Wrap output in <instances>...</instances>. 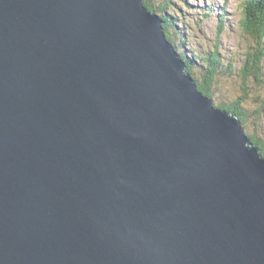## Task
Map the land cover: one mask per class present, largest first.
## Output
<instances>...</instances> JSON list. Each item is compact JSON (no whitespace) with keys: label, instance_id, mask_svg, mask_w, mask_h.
<instances>
[{"label":"water","instance_id":"water-1","mask_svg":"<svg viewBox=\"0 0 264 264\" xmlns=\"http://www.w3.org/2000/svg\"><path fill=\"white\" fill-rule=\"evenodd\" d=\"M162 22L0 0V264H264V155Z\"/></svg>","mask_w":264,"mask_h":264},{"label":"rangeland","instance_id":"rangeland-1","mask_svg":"<svg viewBox=\"0 0 264 264\" xmlns=\"http://www.w3.org/2000/svg\"><path fill=\"white\" fill-rule=\"evenodd\" d=\"M141 1L146 10L154 14L157 13V15H161L162 11L175 19L177 31L173 29L174 32L172 33L171 29V35L174 39H180L181 37L187 39V43L181 46L184 48L182 54L189 57L188 61L194 72L193 78H196L197 81L208 67L204 65L198 55L193 60L191 58L192 52L201 53V55L208 54V52H218L217 59L221 66H219L220 71L211 86L213 104L217 106L219 103H232L237 107L242 106L247 116L246 123L242 124L243 128L245 127L244 130L246 133L255 136L264 146V74L261 75L263 80L261 83L252 76H249L250 79L243 80L238 73L239 60H241L240 54L242 55V49L246 43L243 33L238 30V21L242 13L237 6L241 5V0H227L228 4L221 3L222 10L227 11L223 12L225 16L222 22L218 18V15L222 12L220 8L211 7L213 12L211 10H200L199 5L201 6L202 3L212 4L208 0L206 2L197 0L194 4H192V0ZM208 11H211L210 14ZM171 43L175 45L173 41ZM214 48V51L211 50ZM177 51L179 52V50ZM196 88L197 91H202L198 86ZM205 92H208V90H205ZM241 96H246V99L242 100L243 102L239 99ZM238 101H241V103ZM245 135L247 136V134Z\"/></svg>","mask_w":264,"mask_h":264},{"label":"trees","instance_id":"trees-1","mask_svg":"<svg viewBox=\"0 0 264 264\" xmlns=\"http://www.w3.org/2000/svg\"><path fill=\"white\" fill-rule=\"evenodd\" d=\"M240 4H241L240 6H237L240 12L242 13L241 18L238 21L239 24L238 30L241 33H243L242 35H244V37L246 38V43L242 49V55L240 54L241 60H239L238 73L240 74L243 80L250 79L249 76H252L255 78L256 81H261L262 83L263 80L261 75L264 74V0H241ZM161 13L162 14L160 16L163 19L162 26L163 25L165 26V28L163 27V30L164 32L166 31L165 35L167 39L171 42L175 41L174 46L176 49L177 46L181 47L183 46V44H186L187 39L183 37H181L180 39L179 38L174 39L171 35L170 32L171 29H172V33L174 32L173 29L177 31V29L175 28V19L172 18L171 16L164 14L162 11ZM224 16L225 15L223 12H221V14L219 15L221 20ZM211 50L214 51L215 48ZM197 55L200 56V59L202 60L204 65L208 67V69L205 71L206 73L203 72V74H201V78L198 79V81L195 78L196 84L204 94L206 93L205 95H207L212 99L213 94H212L211 86L215 81L216 75L220 71L219 66H221V64H219V60L217 59L218 52L217 51L208 52V54L205 55H201V53L198 54L197 52H192V56H191L192 59L195 60L196 59L195 57ZM180 56L186 62V64H188L187 71L193 74L190 62L188 61L189 58H187L183 54H181ZM247 57L249 60L247 59ZM205 90H208V92H205ZM239 99L242 101L243 99H246V96H241L239 97ZM241 101L238 102L241 103ZM216 107H219L222 110H226L236 115L240 119L242 124L246 123L247 116L245 115L242 106L237 107L232 103L231 104L219 103ZM246 134L251 142L257 144L259 148H262L260 149V152L263 153L264 146H262L259 140H257L255 136L253 137V135H250L248 133Z\"/></svg>","mask_w":264,"mask_h":264},{"label":"bare ground","instance_id":"bare-ground-1","mask_svg":"<svg viewBox=\"0 0 264 264\" xmlns=\"http://www.w3.org/2000/svg\"><path fill=\"white\" fill-rule=\"evenodd\" d=\"M193 1V3L192 4H194L195 3V1H197V0H192ZM202 2H206V0L205 1H203V0H201ZM208 1H210V2H212V4L211 5H206V4H204V3H202V5L200 6L199 5V8H200V10L202 11V9H204L205 11L206 10H211L210 8L211 7H218V8H220L221 10H222V8H223V6H222V4L221 3H223V4H228L227 3V0H219V1H212V0H208ZM225 9V8H224ZM212 11V10H211ZM221 12V11H220ZM222 12H224V10H222ZM227 12V11H226ZM220 14V13H219ZM225 14V13H224ZM214 16V15H213ZM163 23V22H162ZM163 27L165 28V26L163 25ZM185 27V26H184ZM166 32V31H165ZM168 33V32H167ZM178 55V54H177ZM249 56V55H248ZM253 56V55H252ZM179 58L181 57L180 55L178 56ZM250 57V56H249ZM247 59H248V57H247ZM249 60V59H248ZM247 60V61H248ZM211 66V65H210ZM258 72V71H257ZM202 92V91H201ZM204 94V93H203ZM206 94V93H205ZM204 94V95H205ZM207 96V95H206ZM208 97V96H207ZM209 98V97H208ZM211 99V98H210ZM212 100V99H211ZM213 102V101H212ZM246 134V133H245ZM255 134V133H254ZM246 136V135H245ZM247 137V136H246ZM254 137V136H253ZM248 138V137H247ZM261 146V145H260ZM263 146V145H262ZM262 149V148H261ZM264 153V152H263ZM261 157V156H260ZM262 158V157H261Z\"/></svg>","mask_w":264,"mask_h":264}]
</instances>
